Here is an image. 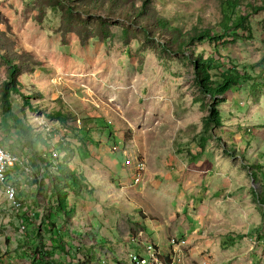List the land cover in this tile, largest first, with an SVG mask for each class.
Listing matches in <instances>:
<instances>
[{
  "label": "rangeland",
  "instance_id": "374dc122",
  "mask_svg": "<svg viewBox=\"0 0 264 264\" xmlns=\"http://www.w3.org/2000/svg\"><path fill=\"white\" fill-rule=\"evenodd\" d=\"M116 1L0 0V264H264V0Z\"/></svg>",
  "mask_w": 264,
  "mask_h": 264
},
{
  "label": "built area",
  "instance_id": "2783aa9c",
  "mask_svg": "<svg viewBox=\"0 0 264 264\" xmlns=\"http://www.w3.org/2000/svg\"><path fill=\"white\" fill-rule=\"evenodd\" d=\"M14 153L8 149H0V167H12L15 164ZM9 194L11 192H16L15 190L8 189ZM132 264H143L144 260L147 258H153V256H161L159 251H153L152 247H144L142 253H137L135 250H132Z\"/></svg>",
  "mask_w": 264,
  "mask_h": 264
},
{
  "label": "crops",
  "instance_id": "0c3cea01",
  "mask_svg": "<svg viewBox=\"0 0 264 264\" xmlns=\"http://www.w3.org/2000/svg\"><path fill=\"white\" fill-rule=\"evenodd\" d=\"M0 139L2 140V133H0ZM2 142H4L5 144L7 143V141H6V139H3V141ZM6 149V148H5ZM14 166H12V167H8L7 168V176H8V181L6 182V183H12V184H14V186H15V188H16V183H14V181H15V177H16V175H15V171L14 170H11L12 168H13ZM50 168H53V166H50ZM19 178V177H18ZM14 180V181H13ZM41 181V178H38V182L39 183H41L40 182ZM45 181H46V179H45ZM4 186V188H3V190L6 192V185L4 184V183H2ZM22 193L23 192H21V191H18L17 193H16V199L18 200V201H21L22 202V200L21 199H19V198H21L22 197ZM4 200H5V198H4ZM54 209H51V211H53ZM5 213V212H4ZM21 213H23L22 211L21 212H19V214H21ZM28 214H31L29 211H25L23 214H21V218H17V217H13V224L14 225H16V224H19V221L18 220H20V221H23V219H22V217L23 216H25V215H28ZM50 216H51V214H50ZM57 216V215H56ZM4 222H7V220H4ZM52 222H55V221H52ZM57 224H59V222L57 223ZM140 253H142V252H140Z\"/></svg>",
  "mask_w": 264,
  "mask_h": 264
},
{
  "label": "bare ground",
  "instance_id": "6f19581e",
  "mask_svg": "<svg viewBox=\"0 0 264 264\" xmlns=\"http://www.w3.org/2000/svg\"><path fill=\"white\" fill-rule=\"evenodd\" d=\"M0 149H5V148L2 145H0ZM17 156L14 154V160L16 162L18 161ZM7 168L8 167H6V168H1L0 167V182L4 183L6 185V191L9 193L8 189H12V190H15V191H17V190H16L14 184H12V183H6L8 181V177L6 176V173L7 172L5 173V170ZM15 194H16V192H11V195H15ZM16 204H17L18 207H20V206L23 205V202L17 200V203ZM156 251H158V250H156ZM148 264H163V263L161 262V258L159 259V256H153V258H150Z\"/></svg>",
  "mask_w": 264,
  "mask_h": 264
},
{
  "label": "trees",
  "instance_id": "16d2710c",
  "mask_svg": "<svg viewBox=\"0 0 264 264\" xmlns=\"http://www.w3.org/2000/svg\"><path fill=\"white\" fill-rule=\"evenodd\" d=\"M118 1V0H117ZM116 1V2H117ZM120 1H118V3H119ZM123 3V2H122ZM121 6H123V5H121ZM230 8L232 9V4H230ZM121 10V9H120ZM125 10V9H124ZM122 13H126V11H123ZM239 18L241 19V20H244L243 18H241L240 17V15H239ZM0 145H2L1 143H0ZM3 146V145H2ZM4 147V146H3ZM5 148V147H4ZM51 155H52V157H54L53 156V152H51ZM67 185L68 186H70L71 184H69V183H67ZM154 251H156V249H153ZM137 253H140L139 252V250L137 251V250H135ZM38 259V263L39 264H42L43 263V261H45L46 259L44 258V256L42 255V254H39L38 255V257H37ZM161 257L159 256V259H160ZM149 260H150V258H147L146 260H144V264H148L149 263ZM49 261L50 262H52L53 264H63L61 261H55L54 259H52V258H50L49 259ZM161 262L164 264V262H163V259H161Z\"/></svg>",
  "mask_w": 264,
  "mask_h": 264
}]
</instances>
